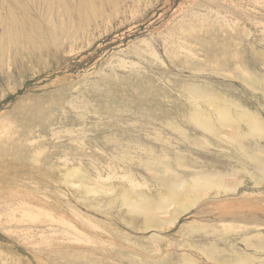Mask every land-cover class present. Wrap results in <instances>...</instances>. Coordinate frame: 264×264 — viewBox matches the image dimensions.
Masks as SVG:
<instances>
[{
    "label": "rangeland",
    "instance_id": "374dc122",
    "mask_svg": "<svg viewBox=\"0 0 264 264\" xmlns=\"http://www.w3.org/2000/svg\"><path fill=\"white\" fill-rule=\"evenodd\" d=\"M240 108L264 122V0H0V264H264Z\"/></svg>",
    "mask_w": 264,
    "mask_h": 264
},
{
    "label": "bare ground",
    "instance_id": "6f19581e",
    "mask_svg": "<svg viewBox=\"0 0 264 264\" xmlns=\"http://www.w3.org/2000/svg\"><path fill=\"white\" fill-rule=\"evenodd\" d=\"M192 90V89H191ZM191 95L193 96H195L196 97V101H198V100H205V98H204V96H203V94H202V92L201 91H199V90H194L193 92H191ZM202 107V105H200V104H195L194 106H193V110H194V112H193V115H192V119L195 121V122H197L198 124H199V126L202 128V129H204V130H207L208 132H211V131H214V129L212 130V128H214V126H213V124L212 123H210V121L208 122L207 120H206V118H204V119H201V115H200V108ZM240 110V112L242 113V115L245 117V119H246V123L245 124H247V127H249V133L250 134H256V135H263L264 133V131H263V123L261 122V120L257 117V116H255V115H253V114H251V113H249L247 110H245L244 108H240L239 109ZM228 111H229V109H228ZM228 111L226 112V114H225V111L224 112H220V114H218V119L220 120V122L221 121H224V120H226L227 118L229 119V117L231 118V116H229L230 114H228ZM231 112V111H230ZM33 113V112H32ZM48 114V113H47ZM228 114V115H227ZM232 115V114H231ZM233 117V116H232ZM233 119V118H232ZM236 120H237V118H236ZM234 121V120H233ZM232 121V122H233ZM215 122V121H214ZM217 122H218V120H217ZM217 122H216V124H217ZM230 122V121H229ZM231 123V122H230ZM215 124V123H214ZM212 125V126H211ZM263 125V126H262ZM220 127V126H219ZM217 125H216V129H218L219 128ZM215 132V131H214ZM218 132V131H217ZM237 133V132H236ZM241 134V133H240ZM248 134V133H247ZM236 135H238V133L237 134H235V140H237L236 139ZM243 135H244V133H243ZM249 135V134H248ZM247 135V136H248ZM246 136V135H245ZM239 138V137H238ZM252 138V137H251ZM229 140H230V138H228ZM233 139V138H232ZM253 139V138H252ZM234 140V139H233ZM254 140V139H253ZM252 140V141H253ZM239 141H241L242 142V139H240ZM234 142V141H233ZM232 142V143H233ZM240 142V144H241V146H243L242 145V143ZM231 142H230V144H232ZM233 144H235L236 145V143H233ZM239 144H237L236 145V147L238 146ZM233 146V145H232ZM240 147V146H239ZM259 147V146H258ZM249 148V147H248ZM235 149V148H234ZM238 149V148H237ZM243 149V148H242ZM239 151H241L240 150V148L238 149ZM252 150V149H251ZM232 151V150H231ZM238 151V152H239ZM245 150L243 149V152H244ZM247 151V150H246ZM234 153V152H233ZM241 153H242V151H241ZM248 153H249V151H248ZM246 153L245 152V155L247 156V157H249V158H251L252 159V161H253V163H255L256 164V170H257V175L261 178V179H264V169H263V165H264V163H262V167L259 165L260 164V162L259 161H261V157L260 158H256L257 157V155H256V157L254 158V157H252L253 155V152L251 153ZM252 156H251V155ZM242 155H243V153H242ZM241 155V156H242ZM250 155V156H249ZM262 155V154H261ZM234 156V155H233ZM232 156V157H233ZM244 156V155H243ZM245 156V157H246ZM258 156H259V154H258ZM264 158V157H263ZM241 159H243V158H241ZM247 159V158H246ZM258 159H260V160H258ZM263 161H264V159H262ZM249 161H251V160H249ZM247 162V161H246ZM254 165V164H253ZM246 168V167H245ZM240 169V168H239ZM207 170V169H206ZM215 170V169H214ZM210 171V170H209ZM201 173V172H200ZM234 173V172H233ZM249 173V172H248ZM196 174V173H195ZM203 174V173H202ZM211 174V173H210ZM213 174V173H212ZM211 174V175H212ZM228 174V173H227ZM205 175V174H204ZM201 175V174H198V175H195V177L192 179V184L194 185V186H196V189H198V190H201V188H203V187H209V186H211V185H215V186H219L218 187V189H220V188H222L223 189V187H220V183H219V181L220 180H218V178H217V180L216 179H214V180H212V179H210V178H208V176L209 175ZM220 175V174H219ZM214 176H216L217 177V175H214ZM83 177V176H82ZM254 178H255V176H254ZM257 179H259V178H257ZM166 180V179H165ZM168 180V179H167ZM173 180V179H172ZM191 180V179H190ZM250 180V179H249ZM169 181V180H168ZM176 181H178V183L180 182L179 180H176ZM222 181V180H221ZM129 182L131 183V185H133V187L135 186V185H137V183L135 182V183H133L134 181L133 180H129ZM162 182V181H161ZM172 182V181H171ZM175 182V181H174ZM173 182V183H174ZM183 182V181H182ZM185 182V181H184ZM230 182V181H229ZM129 183V184H130ZM186 183V182H185ZM184 183V184H185ZM162 185H161V187H162V190H161V193H160V196H159V198H158V200L156 201V202H152L154 205H155V207L156 208H158V209H166L167 208V206H168V204H170V202L173 200L174 201V199H175V193L178 191V184L176 183H174V184H170V183H161ZM183 184V183H182ZM98 185V184H97ZM99 185H101L100 183H99ZM102 185H103V183H102ZM101 185V186H102ZM105 185V184H104ZM103 185V186H104ZM177 185V186H176ZM187 185V184H186ZM235 185V184H234ZM106 186V185H105ZM224 186V185H223ZM231 186V185H230ZM108 187V186H107ZM187 187H189V186H187ZM217 187H214V188H217ZM227 187V186H226ZM132 188V187H131ZM183 188V187H182ZM194 188V187H193ZM100 189V188H99ZM133 189V188H132ZM135 189H136V187H135ZM187 189V188H186ZM207 189V188H206ZM210 189V188H209ZM234 189V188H233ZM125 190H127V189H124V191ZM130 189H128V191H129ZM189 190V189H188ZM225 191H226V189H224ZM223 190V191H224ZM133 191V190H132ZM136 191H137V189H136ZM203 191H205V189L203 190ZM219 191V190H218ZM220 191H221V189H220ZM106 192V191H105ZM130 192V191H129ZM139 192H141L140 190H139ZM127 191L125 192V194L124 193H121V194H124L123 196H121L122 197V203L126 206V207H128V209H129V213L131 212L132 214L134 213H136V214H141V215H143L144 216V219H145V222H146V224H150V223H153L154 221H156L155 219V217H156V215L154 214V213H152V212H150L149 211V208H147V206H145L142 202L140 203V202H137V201H133V198H132V196H131V194L129 193H127ZM138 193V192H137ZM182 193H183V191H182ZM187 193H189V192H187ZM146 194V193H145ZM136 195V194H135ZM146 195H148V194H146ZM183 195V194H182ZM188 195V194H187ZM148 197V196H147ZM141 198H142V196H141ZM145 198V197H144ZM143 198V199H144ZM155 198H157L156 196H155ZM121 199V198H120ZM148 199V198H147ZM149 199H151L150 198V196H149ZM178 199H180V198H178ZM156 200V199H155ZM142 201H144V200H142ZM146 201H148V200H146ZM150 203V202H149ZM156 203V204H155ZM172 205V204H171ZM152 206V205H151ZM125 207V208H126ZM151 208V207H150ZM128 211V210H127ZM157 212V211H156ZM160 212V211H159ZM167 211H165V213H166ZM162 213H164V212H162ZM160 215V214H159ZM140 216V215H139ZM139 219V218H138ZM157 222V221H156ZM233 223V222H232ZM154 224H155V222H154ZM250 225V224H249ZM261 225V224H260ZM147 226V225H146ZM150 226V225H149ZM240 226V225H239ZM253 226V225H252ZM152 228V227H151ZM147 229H148V227H147ZM221 229V228H220ZM256 236H260V235H256ZM253 237V236H252ZM252 237H250V238H252ZM262 237V236H261ZM264 237V236H263ZM245 238V237H244ZM244 238H242V239H244ZM254 239H256V238H254ZM253 239V240H254ZM264 239V238H263ZM249 240H251V239H249ZM257 240V239H256ZM258 240H260V239H258ZM41 243H43V245H47V246H49L50 245V242H48V241H44L43 240V238H41ZM246 241V240H245ZM264 241V240H263ZM249 242V241H248ZM260 242V241H259ZM256 243V242H255ZM257 244V243H256ZM259 244H261V243H259ZM254 245V244H253ZM260 246V245H259ZM41 247H43V246H41ZM224 247V246H223ZM248 247V246H247ZM256 247H257V245H256ZM255 247V248H256ZM262 248H264V246H261ZM49 248V247H48ZM51 248V247H50ZM59 248V247H58ZM258 248V247H257ZM44 249V248H43ZM56 249V248H55ZM231 249V248H230ZM243 249V248H242ZM59 250V249H58ZM259 250V249H258ZM264 250V249H263ZM262 251V250H261ZM54 252V251H53ZM235 252V251H234ZM54 253H56V252H54ZM225 253V252H224ZM227 253V252H226ZM229 254V253H228ZM237 254V253H236ZM259 254V253H258ZM262 254V253H261ZM56 255V254H55ZM61 255V254H60ZM229 255H231V254H229ZM238 255V254H237ZM240 255V254H239ZM254 254H249L248 252L247 253H243L242 255H240L239 257H238V259H237V262H239V263H244V264H248V261L250 260V258H251V256H253ZM219 256V255H218ZM226 256V255H225ZM232 256H234V255H232ZM236 256V255H235ZM257 256V255H256ZM261 256V255H260ZM227 257H228V255H227ZM236 257V258H237ZM233 258V257H232ZM260 258V257H259ZM261 258H262V256H261ZM66 259V258H65ZM188 259H189V257H188ZM188 259L186 260V259H183L184 260V264H192V262L191 261H188ZM235 259V258H234ZM254 259V258H253ZM257 259V258H256ZM183 260H181V261H183ZM193 260V259H192ZM232 260V259H231ZM66 262V261H65ZM64 262V263H65ZM195 262V261H194ZM70 263H72V262H70ZM69 264V263H68ZM73 264V263H72Z\"/></svg>",
    "mask_w": 264,
    "mask_h": 264
}]
</instances>
